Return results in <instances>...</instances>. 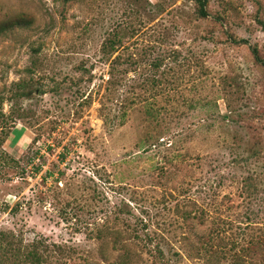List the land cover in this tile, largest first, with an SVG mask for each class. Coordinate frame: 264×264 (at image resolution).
<instances>
[{"label":"rangeland","instance_id":"1","mask_svg":"<svg viewBox=\"0 0 264 264\" xmlns=\"http://www.w3.org/2000/svg\"><path fill=\"white\" fill-rule=\"evenodd\" d=\"M206 11L199 18L194 0H0V20L33 19L0 36L12 113L0 149L21 166L37 154L22 178L0 170L1 231L40 239L45 264H154L156 244L161 264H238L264 232V70L249 51L264 35L254 0H207ZM150 73L159 126L142 114ZM18 82L29 97L6 99ZM210 230L223 246L206 255Z\"/></svg>","mask_w":264,"mask_h":264},{"label":"trees","instance_id":"2","mask_svg":"<svg viewBox=\"0 0 264 264\" xmlns=\"http://www.w3.org/2000/svg\"><path fill=\"white\" fill-rule=\"evenodd\" d=\"M58 3L62 5H66L73 2H78L79 0H56ZM197 6V15L199 18L203 19L207 17V0H194ZM255 5V13L253 15L254 23L259 27L261 33L264 35V20H263V8L260 5L258 0H254ZM33 23V19L24 14L19 13L15 16H12L7 19L0 20V36L5 35L6 33L14 30V29H21L27 28ZM110 39H107V47L104 46L105 51H107V57L111 56L116 52L115 43H120V37L118 34H114ZM241 42V41H239ZM235 42V43H239ZM107 49V50H106ZM250 54L253 58V61L264 70V41L260 48L257 46H249ZM161 61L153 60L149 64L150 72L153 70H157L160 67ZM109 74L112 75V69H110ZM142 84L147 85L150 90H153V93L150 96L143 98L145 100V104L143 105L142 114L148 123H154V125L159 126L161 118H159V109L155 108L154 97L157 95L156 93L159 92V85L161 83L155 79L153 74H148L142 79ZM30 95V90H28V84L26 82H18L14 85V91L9 94L6 98L10 101H17L22 98H28ZM149 99V100H148ZM5 98L0 94V133L2 136L0 137V143L3 142L4 137L8 136L10 129H12L11 125L7 126L6 122L8 119H12L11 114L9 113L7 116L2 112V104ZM135 98L127 100L124 99L121 101L120 106L121 108H127L131 104L139 103ZM132 109V108H131ZM127 112L126 110H121L120 114L118 115L119 124L126 118ZM224 118V117H223ZM111 123V122H110ZM107 119V125H110ZM149 138H151L149 136ZM147 139V138H146ZM0 144V148H1ZM161 145V144H159ZM171 145L167 146L166 148H170ZM37 154L32 153L31 156L26 158V162L23 166H21L18 159H15L8 155L6 152L0 149V170L4 168L13 169L11 170L12 173L14 172L15 175L18 177H24L26 174L25 167H28L30 163L34 160V156ZM172 159L165 158V162H171ZM164 168H160V174H171L167 171H164ZM35 171H38V168H35ZM3 177L4 174H3ZM251 185L247 181L244 185L243 193H250ZM248 195V194H247ZM17 205V204H16ZM17 206L10 209L9 211L14 213L16 212ZM8 210L6 204H0V213L5 212ZM182 219L187 220L190 217V213L183 212ZM202 224V222H200ZM138 238V237H137ZM201 238L199 240V247L198 250L202 251L206 255H212L215 250L223 246V241L218 237L214 230H210L208 235L205 237L204 240ZM153 238L149 237L145 234V240L143 241L145 244L149 242H153ZM58 251L62 250L60 247H56ZM151 257L153 258L154 264H161V259L163 258L162 251L160 250L158 244H156L153 249H151ZM47 252V248L45 244L40 240H32L30 243H23L21 235L15 234L11 231H1L0 230V264H45L46 263V256L45 253ZM124 252V257H127V253ZM239 256L237 257L238 264H264V232L260 235L256 236L255 238H251L249 242L241 246L238 251ZM244 257H248L247 260H242ZM57 264H66V263H57Z\"/></svg>","mask_w":264,"mask_h":264}]
</instances>
